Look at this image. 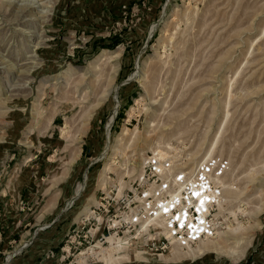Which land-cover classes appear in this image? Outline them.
Listing matches in <instances>:
<instances>
[{
	"label": "rangeland",
	"instance_id": "obj_1",
	"mask_svg": "<svg viewBox=\"0 0 264 264\" xmlns=\"http://www.w3.org/2000/svg\"><path fill=\"white\" fill-rule=\"evenodd\" d=\"M40 4L0 0V264H264V0ZM211 146L225 200L204 251L97 242L147 155L193 168ZM49 227L97 245L27 255Z\"/></svg>",
	"mask_w": 264,
	"mask_h": 264
},
{
	"label": "built area",
	"instance_id": "obj_2",
	"mask_svg": "<svg viewBox=\"0 0 264 264\" xmlns=\"http://www.w3.org/2000/svg\"><path fill=\"white\" fill-rule=\"evenodd\" d=\"M223 173L216 156L213 161L189 168L173 157L150 153L145 157L143 172L127 193L106 207L109 217L102 222L96 219V232L103 229L97 242L109 245L108 237L114 236L123 246L133 242L143 248L147 243L161 256L172 244L189 249L215 238L221 228L218 214L225 200ZM79 238L82 240L67 244L69 250L64 252L85 243L88 249L97 245H91L93 237Z\"/></svg>",
	"mask_w": 264,
	"mask_h": 264
},
{
	"label": "crops",
	"instance_id": "obj_3",
	"mask_svg": "<svg viewBox=\"0 0 264 264\" xmlns=\"http://www.w3.org/2000/svg\"><path fill=\"white\" fill-rule=\"evenodd\" d=\"M49 228L50 230L44 234V237H32L30 241H26L28 246V250L26 251L27 255H36L37 257L48 255L50 258L55 257L54 261L62 262V251L64 252L68 250V248H66V246L62 247V237L54 236L57 235L55 233H60V231L55 232L54 230L52 231L51 227ZM50 234L52 237H49Z\"/></svg>",
	"mask_w": 264,
	"mask_h": 264
},
{
	"label": "bare ground",
	"instance_id": "obj_4",
	"mask_svg": "<svg viewBox=\"0 0 264 264\" xmlns=\"http://www.w3.org/2000/svg\"><path fill=\"white\" fill-rule=\"evenodd\" d=\"M19 2H20V6H24V8H26L27 10H36V9H39V7H41L43 4H40V2H41V0H19ZM42 8H44L43 6H42ZM39 10H41V9H39ZM41 13H42V15L45 17L46 16V14L48 13V10H42L41 11ZM155 28H156V26H154L152 29V32L151 33H153L154 31H155ZM35 46V45H34ZM118 57H119V53L118 52H112V54H111V56L110 57H106L104 60H106V59H109V60H111V62L113 63L114 61H116V59H118ZM103 60V59H102ZM103 60V61H104ZM91 68L96 72L97 71V69H98V66H96V65H93V66H91ZM115 68H118L117 66L115 67ZM114 68V70H116ZM90 70V69H89ZM26 72V71H25ZM83 72H86L87 73V69H85V70H83ZM28 74H29V70H28ZM111 74V75H110ZM109 75L110 76H113V74L112 73H110ZM82 75H84V74H82ZM93 83V82H92ZM106 91V90H105ZM94 92V91H93ZM101 94H103V93H101ZM106 93H104V95H105ZM103 97V96H102ZM105 97V96H104ZM104 97L103 98H101L100 99V101H103L104 100ZM113 119V118H112ZM215 144H216V142H215ZM161 152V154L162 155H165V153H163L162 151H160ZM212 152H213V146H211L210 148H209V150H207V152H206V154H205V156L203 157V160H202V162L201 163H206V161L208 160V157H210L211 156V154H212ZM208 156V157H207ZM84 186V185H83ZM225 188V187H224ZM227 188V187H226ZM81 189H82V187H80V191H81ZM223 206V205H222ZM221 206V207H222ZM90 212V211H89ZM219 215V214H218ZM239 231V230H238ZM222 232H221V230L218 232V234H221ZM109 238H111V237H109ZM117 244H121V242H120V240H117ZM204 244V243H203ZM122 245V244H121ZM197 251H199V252H202V251H204V247H200L199 249H197V250H195V249H192V248H190L189 247V254H196L197 253ZM177 252H175V251H173L172 252V254H171V256L173 257L175 254H176ZM182 254V253H181ZM126 256L127 257H129L128 256V254L127 255H124L122 258H125V259H127L126 258ZM191 256V255H190ZM175 257V256H174ZM121 258V259H122Z\"/></svg>",
	"mask_w": 264,
	"mask_h": 264
},
{
	"label": "water",
	"instance_id": "obj_5",
	"mask_svg": "<svg viewBox=\"0 0 264 264\" xmlns=\"http://www.w3.org/2000/svg\"><path fill=\"white\" fill-rule=\"evenodd\" d=\"M36 234H38V233H36ZM22 250H24V248H22L21 251H22ZM13 257H14V255L10 256V257L8 258L7 262L9 263Z\"/></svg>",
	"mask_w": 264,
	"mask_h": 264
},
{
	"label": "trees",
	"instance_id": "obj_6",
	"mask_svg": "<svg viewBox=\"0 0 264 264\" xmlns=\"http://www.w3.org/2000/svg\"><path fill=\"white\" fill-rule=\"evenodd\" d=\"M119 41L117 40L116 42H115V44L114 45H118L119 43H118Z\"/></svg>",
	"mask_w": 264,
	"mask_h": 264
}]
</instances>
